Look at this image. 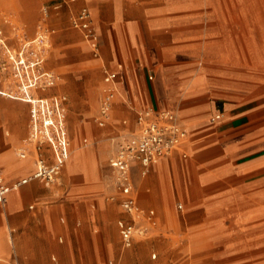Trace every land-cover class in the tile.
<instances>
[{
    "label": "rangeland",
    "instance_id": "374dc122",
    "mask_svg": "<svg viewBox=\"0 0 264 264\" xmlns=\"http://www.w3.org/2000/svg\"><path fill=\"white\" fill-rule=\"evenodd\" d=\"M60 1L0 0V24L5 26L11 37H14V26H21L28 38H34L41 19L40 9L44 4L48 6L47 20L54 33L46 52V67L58 74L60 79L57 86L41 93L49 95L61 91L68 96V133L72 132L74 137L86 119H91L93 126L99 129L96 125L98 101L105 88L109 87L108 73H116L111 65L116 54L127 71L135 73L142 68L140 57L150 60L153 56L159 61V67L163 65L164 50L170 48L176 59L188 57L186 63L175 67L188 73L206 68L219 90L232 82V73L243 75L250 72L251 82L256 85L260 83L259 76L264 78V67H259L252 51L264 47V32H260L264 29V0L246 1L249 12L246 17L236 11L240 6L233 0H215V6L190 0L184 16L170 17L175 25L172 29L155 31L144 26L152 17H117L113 7H92L87 0L54 9ZM83 4L92 12L96 33L97 30L102 33L99 50L72 27L71 16ZM212 9L220 15L213 17L210 14ZM7 17L11 20L9 24L5 23ZM101 21H106L107 25L117 21V24L111 26L113 29L108 32L98 27ZM129 22L135 24L133 32L126 28ZM178 28H183V33H178ZM198 46H207L219 59L231 52L237 63L210 61L202 65L200 61H192L189 54ZM147 68L150 75L156 67L150 64ZM9 99L27 106L25 129L21 134L15 132L20 138L15 148L18 156L21 148L27 145L31 105L21 99ZM124 99L128 100V97ZM217 105H220L219 102ZM125 116L127 113L117 107L114 109V120ZM10 135L13 133L10 132ZM74 147L71 138L69 161ZM106 152L100 169L110 186L108 175L111 171L107 168V160L112 151L108 144ZM28 157L36 161L35 148L30 149ZM68 162L59 178L48 186L54 197L51 205L57 202L65 204L34 212L39 220L37 225L42 227V232L54 235L60 251L55 257L37 259L36 264H264L263 225L239 222L225 207L217 211L198 205L194 199L196 194L188 189L189 186L187 189L177 188L168 170L160 176L161 188L155 178L152 184L147 186L146 182L142 185L137 193L140 203L153 214L155 222L145 235L137 236L131 246H125L121 233L130 216L108 201V196L112 194L109 190L103 191L105 204H99L95 195L68 196ZM186 180H189L188 174ZM27 259L32 260L30 257Z\"/></svg>",
    "mask_w": 264,
    "mask_h": 264
},
{
    "label": "crops",
    "instance_id": "0c3cea01",
    "mask_svg": "<svg viewBox=\"0 0 264 264\" xmlns=\"http://www.w3.org/2000/svg\"><path fill=\"white\" fill-rule=\"evenodd\" d=\"M78 1L80 0H61L54 5V9ZM188 1L190 0H87L92 7L96 5L100 9L107 5L113 7L117 17L124 15L152 17L144 24L151 31L172 29L175 25L172 24L170 17L184 16L189 6ZM233 1L240 6L237 12L242 13L244 17L249 15L246 5L248 0ZM200 2L215 6V0ZM44 6L46 5L40 9L41 19L38 28L45 22L49 25L42 12ZM82 7L89 9L83 4L72 16ZM210 14L213 17L220 15L216 9H212ZM116 22L107 25L106 21H101L98 27L111 32L113 29L111 26H115ZM126 28L133 32L135 24L129 22ZM176 30L178 33L184 31L183 28ZM260 32H264V29H260ZM97 33L98 45L101 48L102 33L100 30H97ZM256 49L252 50L256 56L254 58L262 68L264 47ZM250 51L249 49V55ZM189 55V59L200 61L202 65L210 61H223L232 65L237 63L233 53L230 52L227 57L219 59L207 46H198ZM150 58L149 60L140 57L142 68H138L135 73L127 71L118 54L112 60L111 65L116 70V79L111 80L108 76L110 80L108 86H115L116 96L106 125L100 127L96 122L97 127L102 129L97 130L91 119H86L75 137L69 132V139L72 138L75 147L70 161V156L67 160L70 179L67 195L86 197L95 195L99 204H105L103 191L109 190L112 194L108 196V201L118 205L128 214L121 206L123 195L111 184L108 186L106 179L102 177L100 162L107 154V144L111 147V156L115 151L116 136L135 129L138 113L145 108L153 107L158 111L176 113L188 134L170 156L152 165L148 175L141 174L139 164L133 166L134 190L131 197L144 211L147 224L154 225V216L140 203L137 193L142 185L146 182L147 186L152 184L155 178L161 188L160 176L168 170L174 177L177 188L187 189L189 186L188 189L196 194L194 199L198 205H206L217 211L225 207L239 222L259 223L264 226V78L259 76L260 83L256 85L251 82L250 72H244L243 75L232 73V82L229 81L225 89L219 90L206 68L188 73L175 67L186 63L188 57L183 56L178 60L170 48L163 52V65L157 67L159 61L153 56ZM150 64L156 68L149 75L147 67ZM51 94L64 92L55 91ZM124 97H128V100ZM217 102L220 105H217ZM29 104L32 114L33 106ZM116 107L127 113V116L114 120L113 111ZM26 119L25 104L9 98L0 99V169L7 186H12L24 177L32 175L36 169L32 157L22 159L15 153L16 145L20 141L15 132L21 134L24 131ZM10 132L13 133L12 136ZM46 153L49 161L54 162L53 152L47 150ZM107 161V168L111 171L109 158ZM110 174L108 179L111 180ZM146 177L149 178L144 181ZM50 184L52 183L39 180L30 181L28 184L13 188L7 194L6 201L0 202V264H36L37 259L41 260L44 256L51 255L55 257L60 251L54 235L42 232V227L37 225L39 220L34 215L35 210L40 212L48 206L58 208L60 204H65L57 202L51 205L54 197L48 188ZM113 196L114 200L111 199ZM44 241L47 243L44 244ZM28 257L32 260H28Z\"/></svg>",
    "mask_w": 264,
    "mask_h": 264
},
{
    "label": "built area",
    "instance_id": "2783aa9c",
    "mask_svg": "<svg viewBox=\"0 0 264 264\" xmlns=\"http://www.w3.org/2000/svg\"><path fill=\"white\" fill-rule=\"evenodd\" d=\"M42 12L47 19L48 6H44ZM5 23H11L10 18L7 17ZM71 24L73 28L83 32L93 48L99 50L98 34L87 7H82L72 16ZM13 31L14 37H11L4 25L0 24V99L15 98L32 104L27 145L21 148L18 156L26 158L33 147L37 159L34 173L12 186L4 183L3 172L0 169V202L6 201L7 194L13 188L28 184L30 181L54 183L70 156L66 118L68 96L41 93L56 86L60 79L58 74L46 67V52L54 29L45 22L39 26L34 38L26 36L24 27L14 26ZM108 76L111 80L116 79L115 73H109ZM115 96L114 85L105 88L96 117L100 127L107 123ZM187 134L176 113L148 107L138 113L135 129L116 136L115 151L110 156L109 163L111 185L123 195L121 206L130 215L122 231L125 246H131L137 236L145 235L150 228L144 211L131 197L134 190L133 166L139 164L141 174L148 175L152 165L170 156ZM47 150L53 152L54 162L49 161ZM111 199L114 200L115 196Z\"/></svg>",
    "mask_w": 264,
    "mask_h": 264
}]
</instances>
